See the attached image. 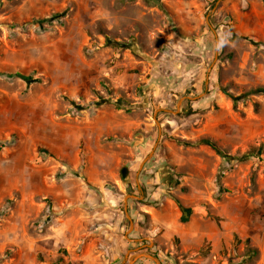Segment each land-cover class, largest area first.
I'll return each instance as SVG.
<instances>
[{
	"label": "rangeland",
	"instance_id": "374dc122",
	"mask_svg": "<svg viewBox=\"0 0 264 264\" xmlns=\"http://www.w3.org/2000/svg\"><path fill=\"white\" fill-rule=\"evenodd\" d=\"M137 250L264 264V0H0V264Z\"/></svg>",
	"mask_w": 264,
	"mask_h": 264
},
{
	"label": "water",
	"instance_id": "95a60500",
	"mask_svg": "<svg viewBox=\"0 0 264 264\" xmlns=\"http://www.w3.org/2000/svg\"><path fill=\"white\" fill-rule=\"evenodd\" d=\"M162 176L165 179L166 184H168L169 186L173 187L177 184V179L173 176L169 165L165 166ZM127 201H128V197H126V211L128 213ZM132 226H133V221H132ZM143 257L153 259L156 262V264H163L158 256H155L149 251H140V250H137L130 255L127 254L126 260L122 264H135L140 258Z\"/></svg>",
	"mask_w": 264,
	"mask_h": 264
},
{
	"label": "trees",
	"instance_id": "16d2710c",
	"mask_svg": "<svg viewBox=\"0 0 264 264\" xmlns=\"http://www.w3.org/2000/svg\"><path fill=\"white\" fill-rule=\"evenodd\" d=\"M209 143H210V142H209ZM210 144H211V143H210ZM183 211H184L185 213H187L188 215H190V213H191V209H190V208H183ZM181 221H182V222H187V221H188V216L183 215V216L181 217ZM252 251H253L254 255L257 254V250L253 249Z\"/></svg>",
	"mask_w": 264,
	"mask_h": 264
},
{
	"label": "crops",
	"instance_id": "0c3cea01",
	"mask_svg": "<svg viewBox=\"0 0 264 264\" xmlns=\"http://www.w3.org/2000/svg\"><path fill=\"white\" fill-rule=\"evenodd\" d=\"M143 258H147V257H143ZM141 259V258H140Z\"/></svg>",
	"mask_w": 264,
	"mask_h": 264
}]
</instances>
